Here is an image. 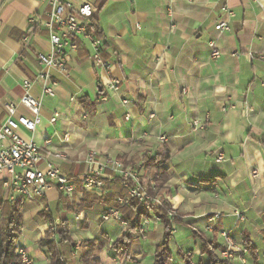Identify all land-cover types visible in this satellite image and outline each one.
Here are the masks:
<instances>
[{"label":"crops","instance_id":"obj_1","mask_svg":"<svg viewBox=\"0 0 264 264\" xmlns=\"http://www.w3.org/2000/svg\"><path fill=\"white\" fill-rule=\"evenodd\" d=\"M72 1L89 2L96 12L101 54L112 62L110 68L94 65L89 43L80 39L65 70L41 65L37 54L52 49L47 30L37 26L26 42L22 37L28 18L45 13V0H0V123L4 102H18L23 80L30 79L29 92L41 102L40 121L33 132H19L75 184L70 195L51 188L35 201L15 195L7 202L19 201L22 216L28 213L35 221L29 230L33 247L25 244L23 226L17 244L33 264H49L47 248L38 244L44 231L39 212L47 209L55 220L66 221L73 241L105 236L99 264H152L162 230L149 227L145 239L135 234L131 255L120 260L110 244L124 234L123 223L102 221L100 215L115 208L126 188L111 175L90 191L81 178L88 153L96 151V158L110 155L136 167L153 187L143 161L165 145L168 179L153 187L149 201L166 200L179 214L172 222L169 264H209L201 237L217 255L224 247L222 232L238 249L230 264H264V0ZM223 7L235 16L230 29L219 34L214 24L226 18ZM209 40L219 50L215 59ZM40 71L48 74L53 95H42ZM112 78L119 80L116 92L106 87ZM18 112L29 115L22 107ZM54 112L58 117L50 122ZM65 133L69 138L63 142ZM46 138L61 157L44 145ZM218 154L221 161L215 160ZM72 252L69 259L77 264L79 256Z\"/></svg>","mask_w":264,"mask_h":264},{"label":"built area","instance_id":"obj_2","mask_svg":"<svg viewBox=\"0 0 264 264\" xmlns=\"http://www.w3.org/2000/svg\"><path fill=\"white\" fill-rule=\"evenodd\" d=\"M47 9L42 16L28 18V31L22 37L24 42L27 41L29 34L34 32L37 26H42L48 32V40L51 44V51L48 53H38V62L45 67H54L65 70V62L69 52L78 48V39L85 40L89 43L92 53L91 59L94 65L102 68H110L112 62L102 56V38L97 37L88 29L90 17L93 13V7L89 2L74 3L72 0H45ZM222 11L226 18H220L214 24V29L221 34L230 29L229 19L235 16L234 12L227 7ZM209 56L215 59L219 55V50L215 41L209 40ZM48 74L40 71L36 78L41 80L42 95H53V86L47 83ZM31 80L26 78L22 82L23 93L18 102L6 100L3 104L5 117L0 123V185L1 199L6 202H12L15 195H19L28 201H35L41 198L44 193L55 188L60 193L70 195L75 184L71 177L65 174L57 164L50 158L40 152V146L35 142L24 138L20 134V129L27 132H33L40 121L39 99L34 98L29 90ZM106 87L111 92H116L119 87V80L110 79ZM107 95H102L101 100H106ZM127 103V99L122 100ZM24 108L29 115L18 112V108ZM58 117V112H54L49 121L54 122ZM197 123V121L195 122ZM68 134L62 136V141L68 140ZM165 137L160 136L159 140L164 141ZM49 151L56 157L62 155L55 151L51 145L50 139L44 140ZM97 157L96 151H90L85 159L87 169L83 173L81 182L86 190H96L102 185V177L114 175L121 184L126 188V194L118 198L120 204L128 202L129 198H136L140 203H149L150 197L147 189L141 185L140 174L137 168L123 164L116 157L110 155ZM222 155L218 154L216 161H221ZM146 204L145 208L149 206ZM47 210V209H46ZM81 214H78L79 217ZM169 216H175L174 211L169 210ZM82 217V216H81ZM102 221L114 219L126 222L122 219L121 213L117 208L105 209L101 215ZM1 219V211H0ZM55 224L58 220H54ZM147 220L143 219L137 233L143 234L147 226ZM52 232V238L56 239L54 225L49 226ZM206 229H211L210 225ZM170 229V235L174 233ZM225 238V245L220 250L224 258L232 259L234 257L235 245L227 233H222ZM78 250V244L73 247V253ZM16 252L20 257L21 264H33V259L28 255L24 247L17 245Z\"/></svg>","mask_w":264,"mask_h":264},{"label":"trees","instance_id":"obj_3","mask_svg":"<svg viewBox=\"0 0 264 264\" xmlns=\"http://www.w3.org/2000/svg\"><path fill=\"white\" fill-rule=\"evenodd\" d=\"M88 29L93 32L97 37L101 38V32L98 25V18L95 11H93ZM264 147V138L261 140ZM168 159V149L165 145H161L157 153L153 157H145L143 161L144 169L148 170L152 175V182L154 187L161 188L167 181L168 175L164 167ZM136 168V167H134ZM142 185H145L150 195H153V188L148 184V180L142 178ZM126 194V193H124ZM123 194V195H124ZM114 207L122 212L129 210L134 211L133 216L128 213L122 216L126 220V225L132 231H137L142 218L152 217L155 215L159 218L162 226L163 238L157 244L153 252L152 264H168L172 256V249L170 246V225L175 220V217L169 216V203L166 200L161 201L159 204H150L151 213H149L136 198H129L125 204H120L116 197ZM0 264H21L19 255L16 252L18 237L22 230L23 216L22 208L19 201L7 203L0 200ZM40 216L54 225V231L58 237L56 241L51 237L50 228L46 232L44 238L39 239L38 244L41 247H46L50 254L49 264H73L69 259L70 253L73 251V241L70 237L68 225L64 219H60L55 224L54 218L50 212H39ZM201 237V236H200ZM202 248L201 253L205 254L208 258L209 264H230L229 260L217 257L212 251V243L201 237ZM134 241L132 234L125 233L115 239L111 248L116 252L118 257L129 258L131 252V245ZM107 240L105 236L99 239L84 240L82 241V252L80 254L82 264H99V257L97 251L106 246ZM250 251L251 247L249 248ZM253 254V252H252Z\"/></svg>","mask_w":264,"mask_h":264},{"label":"rangeland","instance_id":"obj_4","mask_svg":"<svg viewBox=\"0 0 264 264\" xmlns=\"http://www.w3.org/2000/svg\"><path fill=\"white\" fill-rule=\"evenodd\" d=\"M130 166V165H129ZM140 173V172H139ZM149 174L151 175V173L149 172ZM142 181V179L140 178V182ZM142 185V184H141ZM144 188H146L144 185H142ZM153 187H154V184H153ZM152 187V188H153ZM154 188H156V187H154ZM153 188V189H154ZM154 191H156V190H154ZM147 194L149 195V197H150V200H151V195L149 194V192L147 191ZM153 199V198H152ZM143 204V207H145L146 206V204L147 203H142ZM150 204H155V203H151V202H149L147 205L149 206V208L148 209H146L149 213H151V210H150ZM40 210V208H38V211ZM169 210H172V211H174V213H175V218L179 215L178 213H177V211H176V208H171V207H169ZM51 211L54 213V214H57V211H56V209L55 208H51ZM44 212H48L47 210H45L44 209ZM61 212H62V209H61ZM60 212V213H61ZM120 212V211H119ZM60 213H58V214H60ZM33 215H34V213H33ZM34 218L33 217H31L28 213H26L24 216H23V223H22V226H23V230H24V233L25 234H28V236L29 237H26L25 239V244H26V246L29 248V249H31L32 247H33V243H32V239H31V235L32 234H29L30 232H29V230L31 229V227H33V225L35 224V221L33 220ZM143 219H146L147 220V226H146V228H145V231H144V233L143 234H138L137 233V231H132V230H130L129 228H128V226L126 225V224H123V227H124V234L125 233H129V234H132V236H134L133 237V239L135 240V234H137V235H139L142 239H145L146 238V236H147V232H149L148 231V229H149V227H153L154 229H160V230H162L163 228H162V226H161V224H160V221H159V218L157 217V216H155V215H152V217H150V218H148V217H145V218H142V221H143ZM55 220V219H54ZM173 222V221H172ZM172 222H171V225H170V229L172 228ZM142 223V222H141ZM52 224V223H51ZM50 224V222L49 221H47V220H44L43 221V226H42V229L44 230L43 231V233L41 232V234L43 235L42 237L44 238L45 236H46V232L48 231V229H49V226L51 225ZM211 226V225H210ZM46 227V228H45ZM138 230V229H137ZM21 232H22V230H21ZM70 232V231H69ZM55 233V232H54ZM223 233V232H222ZM221 233V234H222ZM225 233V232H224ZM56 234V233H55ZM20 235H21V233H20ZM19 235V236H20ZM169 235H170V230H169ZM228 235V234H227ZM171 236V235H170ZM169 236V237H170ZM51 237H52V232H51ZM71 237V236H70ZM120 237V236H119ZM162 238H163V233H162ZM71 239H72V241H73V238L71 237ZM223 239H224V245H225V238L223 237ZM56 241L58 240V237H57V235H56V239H55ZM18 241H19V239H18ZM115 241V240H114ZM113 241V242H114ZM112 242V243H113ZM73 243H74V245H73V247L76 245V244H78V250H77V252L75 253V256H79V261H77L78 263L77 264H82L81 263V257H80V254H81V250H82V246H83V244H82V242L80 243V241H76V240H74L73 241ZM112 243L110 244V247H111V245H112ZM159 244V243H158ZM233 244H234V242H233ZM235 245V244H234ZM155 248V247H154ZM133 249H134V241L132 242V245H131V252H130V255H131V253H132V251H133ZM222 250V249H221ZM234 250H238L237 249V247L235 246V249ZM213 251V253H214V250H212ZM221 251H219L218 252V254L216 255L217 257H219V258H224L222 255H221V253H220ZM73 253V252H72ZM74 254V253H73ZM97 254H98V251H97ZM119 259L120 260H123V259H126V258H124V257H119ZM225 259H227V260H229V262H230V259H228V258H225ZM170 260V259H169ZM75 264V263H74ZM168 264H169V261H168Z\"/></svg>","mask_w":264,"mask_h":264}]
</instances>
